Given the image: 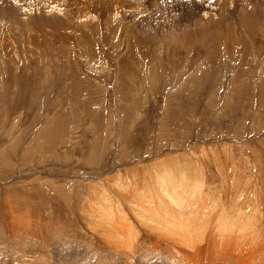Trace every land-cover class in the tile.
I'll return each mask as SVG.
<instances>
[{"label":"rangeland","instance_id":"obj_1","mask_svg":"<svg viewBox=\"0 0 264 264\" xmlns=\"http://www.w3.org/2000/svg\"><path fill=\"white\" fill-rule=\"evenodd\" d=\"M31 235L52 264H264V0H0L10 264Z\"/></svg>","mask_w":264,"mask_h":264},{"label":"crops","instance_id":"obj_2","mask_svg":"<svg viewBox=\"0 0 264 264\" xmlns=\"http://www.w3.org/2000/svg\"><path fill=\"white\" fill-rule=\"evenodd\" d=\"M35 235H31L33 241L35 243H37V245H39L41 248L40 249H34V247L31 248H27L24 247L25 249L19 248L20 249V253L21 254L19 257H22V255L27 257L28 263L29 264H40L41 261L42 263L46 262L48 259L50 260L49 264H52L54 260V251L51 252L52 245L49 243V245L47 246V243H45V241H43L42 238H38V237H33ZM12 245L13 243L10 241H6V244H1L0 243V257L4 255V261H1V264L4 262H8L6 264H10L11 262V254H12ZM48 247V248H47ZM49 249V250H48ZM50 251V252H48ZM17 257V256H16ZM53 258V260H52ZM11 259V260H10ZM21 260H23L21 258Z\"/></svg>","mask_w":264,"mask_h":264},{"label":"bare ground","instance_id":"obj_3","mask_svg":"<svg viewBox=\"0 0 264 264\" xmlns=\"http://www.w3.org/2000/svg\"><path fill=\"white\" fill-rule=\"evenodd\" d=\"M165 167H166V166H165ZM167 167H168V166H167ZM167 167H166V168H167ZM166 168H165V169H166ZM163 170H164V169H163ZM164 171H165V170H164ZM167 171H168V170H167ZM167 171H166V172H167ZM174 183H175V182H174ZM190 187H191V186H190ZM194 196H195V195H194ZM182 201H183V200H182ZM162 211H163V210H162ZM175 215H176V214H175ZM167 218H168V217H167ZM189 218H190V217H189ZM258 222H259V221H258ZM238 223H239V222H238ZM230 234H231V233H230ZM173 235H174V234H173ZM214 262H215V261H214Z\"/></svg>","mask_w":264,"mask_h":264}]
</instances>
